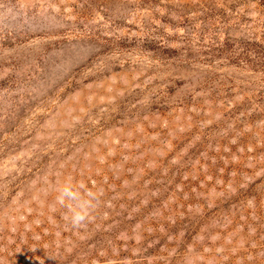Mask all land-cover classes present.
<instances>
[{
  "label": "rangeland",
  "instance_id": "1",
  "mask_svg": "<svg viewBox=\"0 0 264 264\" xmlns=\"http://www.w3.org/2000/svg\"><path fill=\"white\" fill-rule=\"evenodd\" d=\"M0 264H264V0H0Z\"/></svg>",
  "mask_w": 264,
  "mask_h": 264
},
{
  "label": "clouds",
  "instance_id": "2",
  "mask_svg": "<svg viewBox=\"0 0 264 264\" xmlns=\"http://www.w3.org/2000/svg\"><path fill=\"white\" fill-rule=\"evenodd\" d=\"M55 201L66 210V220L73 228L84 226L97 207V195L70 181L55 188Z\"/></svg>",
  "mask_w": 264,
  "mask_h": 264
}]
</instances>
